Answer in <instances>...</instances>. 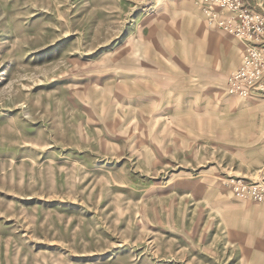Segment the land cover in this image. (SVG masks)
Returning a JSON list of instances; mask_svg holds the SVG:
<instances>
[{"label":"rangeland","instance_id":"rangeland-1","mask_svg":"<svg viewBox=\"0 0 264 264\" xmlns=\"http://www.w3.org/2000/svg\"><path fill=\"white\" fill-rule=\"evenodd\" d=\"M245 51L196 0H0V264H264Z\"/></svg>","mask_w":264,"mask_h":264},{"label":"built area","instance_id":"built-area-1","mask_svg":"<svg viewBox=\"0 0 264 264\" xmlns=\"http://www.w3.org/2000/svg\"><path fill=\"white\" fill-rule=\"evenodd\" d=\"M211 21L246 43L242 63L228 77V90L237 95L264 94V15L253 12L242 0H196ZM218 8L228 9V16H221ZM232 190L241 198L264 200V175L259 179L243 178L231 182Z\"/></svg>","mask_w":264,"mask_h":264}]
</instances>
